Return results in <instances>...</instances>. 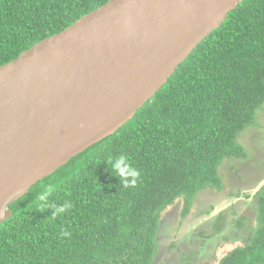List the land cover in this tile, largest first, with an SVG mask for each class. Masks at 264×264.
I'll return each mask as SVG.
<instances>
[{"label": "trees", "instance_id": "obj_1", "mask_svg": "<svg viewBox=\"0 0 264 264\" xmlns=\"http://www.w3.org/2000/svg\"><path fill=\"white\" fill-rule=\"evenodd\" d=\"M108 1L0 0V66ZM263 103L264 0H243L130 121L9 206L0 264H196L206 242L197 230L189 253L161 257L176 227L167 211L181 199V224L199 191L220 190L217 169L224 159L247 158L237 138ZM119 158L124 181L112 170ZM49 187L50 206L41 209ZM253 197V223L233 218L247 242L216 264H264V185ZM216 219L218 233L224 225Z\"/></svg>", "mask_w": 264, "mask_h": 264}, {"label": "water", "instance_id": "obj_2", "mask_svg": "<svg viewBox=\"0 0 264 264\" xmlns=\"http://www.w3.org/2000/svg\"><path fill=\"white\" fill-rule=\"evenodd\" d=\"M242 1L110 0L1 65L0 223L130 121Z\"/></svg>", "mask_w": 264, "mask_h": 264}, {"label": "rangeland", "instance_id": "obj_3", "mask_svg": "<svg viewBox=\"0 0 264 264\" xmlns=\"http://www.w3.org/2000/svg\"><path fill=\"white\" fill-rule=\"evenodd\" d=\"M237 142L247 153V158L245 160L227 158L222 161L217 169L220 190L205 188L199 191L190 212L182 218L181 224L178 223L179 211L182 208L181 199L176 200L169 207L167 216L176 220L175 231L169 240H173L175 246L168 244L170 241L165 246L161 245L163 246L162 258L174 259L176 256L180 257L184 253H189L192 250H189V245L191 244L190 248L193 247L189 238L196 230L200 232L202 239H206L204 245L194 244V246L199 244L198 247L201 248L203 255V257L199 256L198 259L201 260L196 264H216L228 251L247 242L246 235L243 234L244 227L240 224L242 221L238 222L233 218L243 214L246 217L243 223L247 220L253 223L256 205L253 195L261 188L260 183L264 180V103L255 113L252 125L238 135ZM207 211L209 213L205 215L203 212ZM218 217L220 221L216 222L220 225L223 220L224 227L217 233L213 224L215 225L214 220H218L216 219ZM209 220L211 223L207 227L206 225L199 227ZM161 229L163 230L162 240H165L163 233L169 232L170 229L164 223Z\"/></svg>", "mask_w": 264, "mask_h": 264}, {"label": "clouds", "instance_id": "obj_4", "mask_svg": "<svg viewBox=\"0 0 264 264\" xmlns=\"http://www.w3.org/2000/svg\"><path fill=\"white\" fill-rule=\"evenodd\" d=\"M122 163H123V158H119V159H117V160L115 161V163H113L112 170L114 171V173H115L117 176L120 177V179H121L122 181H124V178H125L126 176H128L129 173H128L126 167H122V166H121ZM263 185H264V184H263ZM263 185H262V186H263ZM125 186H127L126 181H125ZM262 186H261V187H262ZM53 190H54L53 188L49 187L48 189H46L44 192H42V193L39 195L38 200L41 202V203L39 204V207H40L41 209H45L46 207H49V206H50V205L47 203V198H48V196L51 195V193H52ZM67 207H68V205L65 204L63 207H61V208H57L56 211H54V213H53V217H55V216L58 215L59 213H62L63 211H65V209H66Z\"/></svg>", "mask_w": 264, "mask_h": 264}, {"label": "flooded vegetation", "instance_id": "obj_5", "mask_svg": "<svg viewBox=\"0 0 264 264\" xmlns=\"http://www.w3.org/2000/svg\"><path fill=\"white\" fill-rule=\"evenodd\" d=\"M204 224H205V222H203V224L199 225V227H201V226L204 225Z\"/></svg>", "mask_w": 264, "mask_h": 264}]
</instances>
